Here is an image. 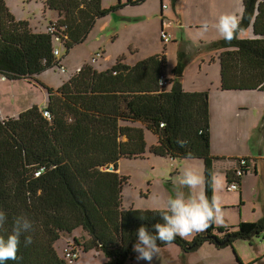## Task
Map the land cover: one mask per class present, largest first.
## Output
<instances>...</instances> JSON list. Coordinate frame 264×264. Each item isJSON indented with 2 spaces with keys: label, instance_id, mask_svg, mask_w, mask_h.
<instances>
[{
  "label": "trees",
  "instance_id": "1",
  "mask_svg": "<svg viewBox=\"0 0 264 264\" xmlns=\"http://www.w3.org/2000/svg\"><path fill=\"white\" fill-rule=\"evenodd\" d=\"M117 5H122L120 0ZM119 6L104 8L101 0H46L45 7L57 13L51 33L36 32L26 21L16 20L0 0V73L35 82L48 94L43 108L32 105L16 117H0V210L7 215L0 235H7L18 215H26L34 225L29 233L32 244L25 246L21 236L18 259L6 264H73L64 255L65 247L61 253L57 250L56 242L77 228L83 237L74 238L75 247L100 248L104 264L131 260L139 226L151 230L159 220L155 209L122 203L129 176L119 173V159L146 154L145 128L156 136L151 154L200 158L205 180L214 173L208 92L182 89L181 60L172 76L166 75L165 49L134 64L121 56L103 71L86 64L56 91L36 77L60 62L53 53L55 38L69 49L84 40L98 17ZM251 21L254 37L238 38L236 33ZM236 33L230 43L223 39L211 43L220 49V88L264 91V0H243ZM44 108L50 119L43 116ZM178 139L186 141L183 147ZM226 171L229 183L234 171ZM204 189L211 199L207 182ZM263 232L264 214L258 221L241 222L235 230L212 225L191 240L177 237L173 243L183 251L205 242L221 247ZM236 259L241 264L237 255Z\"/></svg>",
  "mask_w": 264,
  "mask_h": 264
},
{
  "label": "rangeland",
  "instance_id": "2",
  "mask_svg": "<svg viewBox=\"0 0 264 264\" xmlns=\"http://www.w3.org/2000/svg\"><path fill=\"white\" fill-rule=\"evenodd\" d=\"M44 1L14 0L18 6L22 2L20 8L23 7L24 12H16L26 14L30 18L29 26L36 32L47 31L48 25L56 19V11L48 7L44 8ZM120 1L122 5L119 6L118 0H101V6L104 8L114 5L119 7L98 17L82 42L67 49L54 39V46L59 51L56 57L62 61L60 62L67 69L66 72H62L57 65H54L38 73L36 77L48 88L56 91L72 73L86 64L97 71H103L109 69L121 56H124L125 62L132 63L153 53L159 47V52L165 49L166 75L172 76V69L177 61L181 60L184 67L179 78L182 89L208 92L210 147L211 154L216 157L213 161V169L214 173H219L220 190L217 195L225 216L223 226L213 225L233 230L243 221L260 220L264 214V169H259L257 172L248 168L242 175L243 189L239 196L238 189H226L228 185L226 170L229 169L226 163L232 161L236 165L238 158H249L261 148V139L255 144L253 135L256 132L264 133V91L221 90L218 58L220 49L215 47L214 49H218L216 52L205 50V44L195 40L201 34L199 30L179 24L178 16L182 17L183 12L179 15L178 10L185 6V0L177 2L144 0L134 5L126 4V0ZM237 1L243 5V0ZM255 6L256 14L257 3ZM222 8L228 7L224 5ZM242 15L243 11L238 9L236 16L238 21L242 19ZM163 22L172 24L167 25L168 31H173L169 42L162 41L160 37ZM241 28V32L248 28L250 37H254L252 21ZM240 31L236 33L238 38H248V36H239ZM97 53H99L96 56L97 62H92V58ZM212 55L214 61L211 60ZM15 81L28 83L23 79ZM216 83L220 92H217L214 102H211L210 94ZM13 90L25 102L36 101L40 108L47 104V90L42 86H32L31 91L21 86ZM244 93L253 96L246 98ZM144 137L146 141L144 156L119 159V173L129 176L128 182L123 185L122 203L125 207L157 209L164 200L175 194L173 181L184 168L193 167L204 177V162L200 158L173 159L169 156L151 154L149 147L156 141V136L145 128ZM261 161L264 166V157ZM187 191L184 189L185 193ZM157 197L159 199H156ZM214 232L213 235L220 237L216 231ZM194 235L185 239L191 240ZM75 237L78 239L83 237L82 229L77 228L70 234H62L56 242L57 250L61 253L65 247L64 250L75 251L77 256L72 259L73 264H104L106 256L100 248L84 251L82 246L75 247L72 243ZM136 255L135 253L131 260H125L123 264H147L145 261H137ZM236 255L241 264H264V232L247 240L236 238L232 244L221 247L205 242L197 248L183 251L177 244L165 245L161 247L158 258H154L152 264H240Z\"/></svg>",
  "mask_w": 264,
  "mask_h": 264
},
{
  "label": "clouds",
  "instance_id": "3",
  "mask_svg": "<svg viewBox=\"0 0 264 264\" xmlns=\"http://www.w3.org/2000/svg\"><path fill=\"white\" fill-rule=\"evenodd\" d=\"M211 27L215 28L225 42L230 43L235 37L238 19L234 14L224 13ZM209 28L208 22H202L199 32L207 33ZM177 143L183 147L186 141L178 139ZM206 182L213 191L211 199L202 188ZM173 184L176 188L175 194L169 196L160 207L155 209L159 220L151 226V230L143 224L137 229L136 241L132 245V250L137 254V261L152 264L154 258L157 259L159 256L161 245L170 246L177 237L185 239L195 233L205 232L213 224L217 226L225 224L224 212L217 195L220 190L219 173H210L206 181L198 170L186 167ZM184 189L188 190L187 193ZM6 222L7 215L0 210V229L4 228ZM32 231H34L33 222L26 215L13 218L11 230L7 235H0V264L18 259L21 236H24V245L28 246L33 242L32 235L29 234Z\"/></svg>",
  "mask_w": 264,
  "mask_h": 264
},
{
  "label": "crops",
  "instance_id": "4",
  "mask_svg": "<svg viewBox=\"0 0 264 264\" xmlns=\"http://www.w3.org/2000/svg\"><path fill=\"white\" fill-rule=\"evenodd\" d=\"M45 1L43 2L44 8H46L45 7ZM122 1H124V0H122ZM177 1H180V0H176V2ZM4 2H5V5H6L8 11L14 16V18L16 20H24L29 24L30 18L26 14H19L18 12H16V11L24 12L25 9L23 7L20 8V5L22 4V2L19 3V6H18V3L17 4L14 3V0H4ZM224 5H226V7H228V8H226V9L222 8V6H224ZM238 9H241L243 11V5L240 2H238L237 0H224L223 2H217L215 0H185V6L183 8L180 7L178 10L179 15H181V13L183 12L182 17L178 16L179 17V24L180 25L183 24L184 26H187L190 29L199 30V27H200L202 22H205V21L208 22V24L210 25L209 31L207 33L198 35L195 38V40L199 41L200 43H204L205 44V46H204L205 50H208L211 52H213L212 50H215V52H216V50L218 51V49H214L216 46L212 47L211 43L218 41L222 38L218 35L215 28L211 27V26L214 25L217 18L224 13H230V14H234L235 16H237V10ZM180 17H181V20H180ZM182 19H184V20L182 21ZM171 34H172L171 36H173V31H171ZM239 36L250 37L249 29L247 28L244 32L240 31ZM207 48H211V49H207ZM159 49H160V47L158 49H156L153 53H149V54L145 55L144 57L151 55V54L159 53ZM144 57H142V58H144ZM213 59H214V57L212 55L211 60H213ZM135 62H132V63L125 62V63L134 64ZM15 80H18V79H8V78H5L0 73V117H9V116L18 115L21 111L27 109L28 107H30L32 105H37L36 101L31 102L30 100H27V102H25L23 98H21V97L19 98L17 96V94L14 92L13 89L17 86H19V87L21 86L23 88H26L28 91H31L32 86L36 87L39 85L35 84L34 82H28L27 81L28 83H25L23 81L16 82ZM32 83H33V85H31ZM182 88H183V86H182ZM7 90H13V92H6ZM218 91H219L218 84L216 83L213 91L210 94V101L211 102H214L215 95H218L217 94ZM222 91H224V92H230V91L231 92H237V90H235V91L234 90H222ZM255 91H258V90H255ZM10 93L12 95H10ZM244 94L246 95V98H250L249 96H251V97L253 96V95H247L246 93H244ZM220 104L222 105L223 101ZM209 113H210V107H209ZM258 139H261V148L256 153H253V155L251 157H249V158L246 157L248 160V162H247L248 168H252L253 171H257V172L259 169H264L263 162L261 161V158L264 157V147H263L264 146V133L256 132L253 135V140H254L255 144H257ZM210 149H211V147H210ZM242 189H243V185H242V178H241L239 188H238L239 196L241 195L240 193L242 192ZM235 229L236 228H234L233 230H235Z\"/></svg>",
  "mask_w": 264,
  "mask_h": 264
},
{
  "label": "built area",
  "instance_id": "5",
  "mask_svg": "<svg viewBox=\"0 0 264 264\" xmlns=\"http://www.w3.org/2000/svg\"><path fill=\"white\" fill-rule=\"evenodd\" d=\"M167 25L170 26L171 23L169 22H163L162 26H161V30H160V37L161 40L164 42H168L171 40V32L168 31L167 29ZM47 31L53 33L55 31L54 25L50 24L47 27ZM56 40H58V38H55ZM59 41V40H58ZM53 53L55 56H57L59 54V51L55 48L53 50ZM99 55V53H97L95 55V57L92 58V62L96 61V56ZM57 66L60 68V70L62 72H66V68L61 64V62H59L57 64ZM42 114L44 117L46 118H50V112L47 109H43ZM247 158H238L236 165L234 163H232V161H228L226 163V165L228 166L229 169L233 170V178L232 181L228 183L227 185V190H237L239 188V184H240V180L242 178V175L246 172L245 168L247 166V162L248 160H246ZM36 174H39V171L36 172ZM64 255L66 257V259H74L77 256V253L75 251H71V250H64Z\"/></svg>",
  "mask_w": 264,
  "mask_h": 264
},
{
  "label": "bare ground",
  "instance_id": "6",
  "mask_svg": "<svg viewBox=\"0 0 264 264\" xmlns=\"http://www.w3.org/2000/svg\"><path fill=\"white\" fill-rule=\"evenodd\" d=\"M23 80H25V79H23ZM27 81V80H26ZM28 82H32V81H28ZM35 83V82H34ZM36 84V83H35ZM38 85V84H37ZM45 109V108H44ZM50 115H51V113H50ZM9 117H14V116H9ZM2 118V117H1ZM50 118H51V116H50ZM50 118H47V119H50Z\"/></svg>",
  "mask_w": 264,
  "mask_h": 264
},
{
  "label": "water",
  "instance_id": "7",
  "mask_svg": "<svg viewBox=\"0 0 264 264\" xmlns=\"http://www.w3.org/2000/svg\"><path fill=\"white\" fill-rule=\"evenodd\" d=\"M108 169H109V170H112V169H113V166H110ZM222 243H223V242H222Z\"/></svg>",
  "mask_w": 264,
  "mask_h": 264
}]
</instances>
